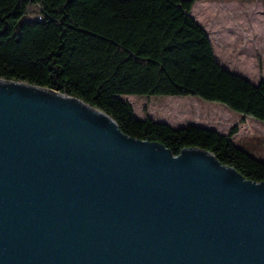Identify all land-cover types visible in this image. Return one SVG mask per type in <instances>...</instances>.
<instances>
[{"label":"water","instance_id":"95a60500","mask_svg":"<svg viewBox=\"0 0 264 264\" xmlns=\"http://www.w3.org/2000/svg\"><path fill=\"white\" fill-rule=\"evenodd\" d=\"M0 264H264V182L0 78Z\"/></svg>","mask_w":264,"mask_h":264},{"label":"trees","instance_id":"16d2710c","mask_svg":"<svg viewBox=\"0 0 264 264\" xmlns=\"http://www.w3.org/2000/svg\"><path fill=\"white\" fill-rule=\"evenodd\" d=\"M196 0H0V78L78 97L110 114L128 135L179 154L213 152L264 182V159L227 133L139 119L121 95H196L264 121V79L255 84L219 63L191 15ZM244 121V120H243ZM242 121V122H243Z\"/></svg>","mask_w":264,"mask_h":264},{"label":"rangeland","instance_id":"374dc122","mask_svg":"<svg viewBox=\"0 0 264 264\" xmlns=\"http://www.w3.org/2000/svg\"><path fill=\"white\" fill-rule=\"evenodd\" d=\"M193 15L208 32L221 65L253 82L264 79V0H198ZM120 97L132 104L139 119L150 117L173 127L194 123L226 133L245 120L236 143L264 159L259 151L264 145V121L244 117L223 103L196 95Z\"/></svg>","mask_w":264,"mask_h":264},{"label":"crops","instance_id":"0c3cea01","mask_svg":"<svg viewBox=\"0 0 264 264\" xmlns=\"http://www.w3.org/2000/svg\"><path fill=\"white\" fill-rule=\"evenodd\" d=\"M197 1L198 0H196V2L195 3H197ZM195 3H194V5H195ZM193 8H194V6H193ZM191 15L194 17V15H193V9H192V11H191ZM195 18V17H194ZM196 19V18H195ZM197 21V20H196ZM198 22V21H197ZM199 23V22H198ZM200 24V23H199ZM201 25V24H200ZM202 26V25H201ZM203 27V26H202ZM204 28V27H203ZM205 29V28H204ZM206 30V29H205ZM241 75V74H240ZM243 76V75H242ZM245 77V76H244ZM245 78H247V77H245ZM248 79V78H247ZM248 80H250V79H248ZM251 81V80H250ZM261 81V80H260ZM259 81V82H260ZM251 82H253V81H251ZM259 82H253V83H255V84H258ZM244 118V117H243ZM160 122H165V121H160ZM245 122V120L243 121V122H241V123H239V132L234 136V141L236 142V140H235V138H236V136L242 131V129H243V123ZM165 123H167V122H165ZM194 124V123H193ZM195 125H198V126H203V127H207V128H210V129H213V130H217V131H220V130H218V129H216L215 127H212V126H204V125H201V124H195ZM183 127V126H182ZM221 133H223V131L221 132ZM227 133V132H226ZM259 151H260V153H264V145L263 146H259Z\"/></svg>","mask_w":264,"mask_h":264}]
</instances>
